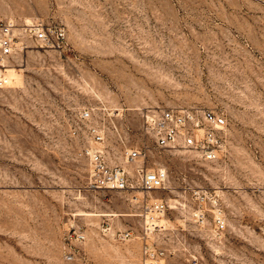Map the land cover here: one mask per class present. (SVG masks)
I'll return each instance as SVG.
<instances>
[{
    "label": "rangeland",
    "instance_id": "1",
    "mask_svg": "<svg viewBox=\"0 0 264 264\" xmlns=\"http://www.w3.org/2000/svg\"><path fill=\"white\" fill-rule=\"evenodd\" d=\"M0 20L65 29L61 47L29 42L0 88V264H141L143 192L89 187L91 125L167 169L148 193L168 204L153 239L166 264H264V0H0ZM167 107L225 114L228 151L159 150L143 117ZM195 189L220 194L221 240L195 218Z\"/></svg>",
    "mask_w": 264,
    "mask_h": 264
},
{
    "label": "built area",
    "instance_id": "2",
    "mask_svg": "<svg viewBox=\"0 0 264 264\" xmlns=\"http://www.w3.org/2000/svg\"><path fill=\"white\" fill-rule=\"evenodd\" d=\"M65 40V29L36 20L17 25L13 20H0V88L9 79V68L14 65L17 55L28 49L33 42L40 48L61 47ZM91 111L81 114L83 119L91 118ZM143 128L150 135L159 150H183L195 153L206 161H216L228 151L229 121L225 114L201 107H167L150 109L144 114ZM93 144L85 151L89 169V187L100 190L142 191L143 197L132 195L135 201L143 204L142 214L148 225L142 231L143 247L141 264H166V251L159 248L154 235L164 229L158 219L168 210L163 200L151 202L148 193L165 189L169 174L165 167L150 160L145 144H125L115 150L111 147L106 133L94 125L90 126ZM118 153V154H116ZM196 205L194 216L203 227L209 225V235L221 240L227 230V214L216 191L195 189L192 193ZM264 236V212L262 215ZM121 240L134 238L131 230L115 232ZM69 240L84 241L86 235L81 231L69 233ZM75 251L67 254L73 260Z\"/></svg>",
    "mask_w": 264,
    "mask_h": 264
},
{
    "label": "bare ground",
    "instance_id": "3",
    "mask_svg": "<svg viewBox=\"0 0 264 264\" xmlns=\"http://www.w3.org/2000/svg\"><path fill=\"white\" fill-rule=\"evenodd\" d=\"M12 67H13V66H12ZM12 67H10L9 70H8V72H9L8 74H9V75H10V70H11ZM87 214H91V213H87Z\"/></svg>",
    "mask_w": 264,
    "mask_h": 264
}]
</instances>
